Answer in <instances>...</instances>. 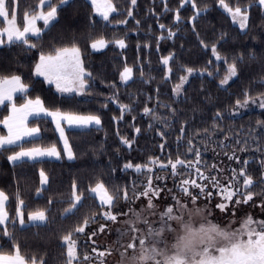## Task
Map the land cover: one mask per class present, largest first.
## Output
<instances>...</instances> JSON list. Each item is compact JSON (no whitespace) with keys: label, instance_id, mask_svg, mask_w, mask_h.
I'll list each match as a JSON object with an SVG mask.
<instances>
[{"label":"trees","instance_id":"obj_1","mask_svg":"<svg viewBox=\"0 0 264 264\" xmlns=\"http://www.w3.org/2000/svg\"><path fill=\"white\" fill-rule=\"evenodd\" d=\"M53 3L59 4V0H53ZM112 3L118 9L109 17L112 23L94 15L88 0H72L70 5L58 8V19L54 27L44 29L38 48L26 51L24 46L0 47V74L21 75L24 83L29 85V98L39 96L50 109L60 108L81 115L96 114L101 118V125L97 128L65 132L76 156L73 160L64 157L57 133L46 118L30 120V127L40 128V136L34 142H22L23 147L45 148L55 144L61 152L60 159L27 162L16 167L7 160L11 152L0 155V190L10 197V218L15 215L14 194L17 191L25 201V221L29 213L45 211L43 224L20 227L17 222L14 227H9L15 244L29 264L32 258L36 264H66L67 246L62 237L69 233L73 238L77 237L74 230L83 224L85 218H89L87 229L101 222L100 218L93 222L104 210L96 199H85L78 210L64 214V210L70 207L68 201L74 182L77 192L84 190L85 196H88L90 187L103 182L110 194L119 193L114 205L119 203L124 190L129 197L140 188V175L133 169H124L126 163L144 165L150 158H158L166 164L168 159L174 162L178 155L185 158L188 145L183 140L177 141L182 125L185 137H193V145L200 152L205 151L201 154L202 163L209 167V171L212 165H216L217 171H212V175L217 176L223 165L226 176L230 177L229 169L239 170L243 161L248 160L247 172L253 178L252 191L256 193L253 197L264 196L260 194L264 185L255 186L264 175L259 164L264 160V108L234 114L238 109L236 101L243 103L245 93L254 100L264 94V8L257 0H225L229 7L247 9L248 25L241 31L221 9L219 0H195L198 8L207 6V11H202L194 21L190 18L195 9L191 3L181 7V0H166L167 7L173 10L167 12L164 11L165 0H137L132 8L133 17L126 14L131 7L130 0H112ZM12 6L19 27H22L21 20L26 12L48 10L46 5L39 7V0H14ZM178 8L182 17L179 22L174 20V10ZM125 19L127 24L117 23ZM159 24L166 28L160 29ZM167 29L176 35L158 41L161 34L167 36ZM101 37L108 41L124 38L127 47L120 49L109 43L101 51H92V41ZM30 39L36 42L37 38ZM73 43L81 49L85 69L92 73L91 87L82 96L59 95L52 86L33 75L34 64L41 50L48 53L54 48L71 47ZM214 44L220 55L219 61L215 60L211 50ZM170 54H174V60L169 63V73L161 58ZM240 56L242 62L234 61ZM233 62L237 75L223 88L220 82L227 76ZM125 65L133 68V76L122 84L119 74ZM187 68L193 69L195 74L176 97L173 89L186 75ZM109 97L115 99L109 101ZM16 102L19 106L23 100L18 98ZM119 104L131 105L132 110L126 112L122 120H114L121 115ZM145 106L153 109L161 121L146 116L143 112ZM218 112L221 115L216 118ZM7 114V108L0 107V120ZM164 119H167L168 126L162 122ZM135 128L141 130L139 134ZM161 131L166 133L163 138L159 135ZM3 133L0 125V134ZM121 136L134 139L131 148L121 143ZM245 142L247 150L239 151L245 147ZM233 149L240 164L230 161L224 154H231ZM15 151L20 148L16 147ZM187 158L194 160L191 154ZM41 169L49 177V184L45 187H40ZM240 180L242 183V178ZM37 189H41L39 195ZM177 189L174 186L173 190ZM50 200L54 203L49 204ZM86 236L85 233L77 238L80 258L86 249ZM0 251L14 254L13 241L0 237Z\"/></svg>","mask_w":264,"mask_h":264},{"label":"snow or ice","instance_id":"obj_2","mask_svg":"<svg viewBox=\"0 0 264 264\" xmlns=\"http://www.w3.org/2000/svg\"><path fill=\"white\" fill-rule=\"evenodd\" d=\"M72 0H59V4H54L53 0H39V5L43 8L45 5L48 10L45 12L43 10L33 11L31 13L26 12L24 15L25 25L21 29L17 26V17L15 13L14 0H0V23L6 22V27L0 28V46H24L25 50L36 49L39 46V40L42 36L44 29L49 27H54V22L58 19V8L61 6H68ZM259 6L264 7V0H257ZM92 6L96 13H98L102 19L107 23H112L109 19L110 14L117 12L118 9L112 3V0H103V3L100 0H91ZM137 0H130L131 7L127 9V17H133L132 8L135 7ZM186 3H191L193 9H195L194 15L190 18L195 20L202 11H207V6L204 9L197 7L195 0H181V7ZM219 4L223 9L231 15V18L234 23L239 24V28L244 30L248 25V12L247 9L242 10L241 7L236 6L235 8L229 7L225 3V0H219ZM164 11H173L167 7L165 0ZM174 20L179 22L182 17L179 14V8L174 10ZM37 21L43 22V28L37 26ZM119 24H127V19L117 21ZM140 22L137 21V24ZM160 29H165L164 24H159ZM176 35L171 29H167V36L161 34L158 37L160 39H171ZM30 37H36V42H32ZM223 39V34L221 36ZM109 43L115 44L120 49L127 47L126 41L124 38L114 39L112 41L105 40L103 37L95 39L92 41L90 47L94 51H100L106 48ZM203 43V42H202ZM147 47V45H145ZM212 52L220 59V55L217 52L216 45L212 46ZM254 58V57H250ZM174 60V54H170L167 57H162V64L168 68V72H171V68L168 67L170 61ZM243 61V57H236L234 61ZM225 62H227L225 60ZM187 73L191 74L193 69L187 68ZM229 74L230 76L237 75L236 63L233 62L229 65ZM33 75L37 77H43L48 84H54L56 91L63 94L75 93L77 95L87 94V89L91 87L90 81L93 79L92 73L88 72L84 65L83 59L81 56V49L73 43L71 47H58L53 50L45 53L43 50L40 51L38 61L34 64ZM120 80L123 83H127L132 79L133 68L125 65L123 71L120 72ZM143 75V73H142ZM187 81L186 76L180 78V83L176 84L173 91L176 95H180L183 90V84ZM228 78L221 80V85L227 84ZM29 85L24 83L22 76L19 74L11 75H2L0 74V107L7 108L8 115L4 116L0 120V125L6 129V134H0V155H3L5 152H11L7 156V160L13 164V166L19 167L27 163L28 161H39L44 157L49 158H61V152L57 150L55 144L51 147H32L25 149L23 147L24 141L34 142L35 138L39 136L40 128L39 127H30L29 118H34V120H39L42 118H51V122L55 124L54 131L59 133L60 139L63 141V152L66 154L67 159L73 160L76 158L72 147L69 145V141L65 136V128L62 126L66 124L69 128H81L87 129L92 125L99 127L101 125V118L96 114L81 115L76 112L63 111L60 108L50 109L45 106L44 101L36 96L35 98H29ZM245 100L241 103L240 100L236 101L237 106L247 107L249 100L251 99L253 103L256 100L252 99L245 93ZM22 99L23 103L19 106L17 105V99ZM115 97H109L108 100L112 101ZM107 107V104L104 105ZM167 107V105H165ZM259 107L264 108V94H261L259 98ZM119 109L121 115L119 117H114L113 119L122 120L126 112L132 110L131 105L119 104ZM143 112L146 116H150L152 120L161 121V117L156 115L153 109L145 106ZM174 114V110H173ZM220 113H216V118L220 117ZM165 126H168L167 119L162 121ZM261 123V122H258ZM152 127V125H149ZM213 127H216L214 124ZM139 128H135L137 134L140 133ZM204 133L207 134L208 130L205 129ZM199 135V133H196ZM159 135L163 138L166 133L161 131ZM225 139H228L225 137ZM185 141L188 145L185 153V158H180L177 156V159L173 162L171 159H168L167 163H162L158 158H150L147 164L144 165H133L131 163H126L123 167L124 169H134L136 173H143L145 170L148 173L153 171L152 165H158L159 168L163 171L168 167L171 168V175L173 177L183 176L184 172L190 177L193 173L201 181L209 182L213 187L219 190V193L223 196V199L226 201H232L233 197L239 196L241 199L235 201L236 204L248 203V201L253 200V196L256 194L252 191L254 187V181L250 174L247 172V166L249 164L248 160L243 161V165L239 170L235 168L229 169L232 175L224 176L223 180L226 182L222 183L220 177L214 176L211 174L212 171H217L216 165L211 166V170L208 171V174H205L204 169H208L206 164L202 165L201 162V152L193 145V137H185V128L182 125L180 128V135L177 137V141ZM120 141L123 145L131 148L134 143L133 140H129L126 137L121 136ZM239 143V141H237ZM247 142H245V147H241L239 151L243 152L247 150ZM19 147L20 151H15V148ZM161 149L164 148V145H160ZM257 151H260L258 148ZM188 154H191L194 157L193 159H188ZM228 156V159L235 160L237 164H240V158L236 154V150L233 149L231 154L228 152L224 153ZM259 164L262 169H264V160H260ZM181 170H184L182 172ZM223 171V170H220ZM40 184L47 185L49 184V177L46 175L45 171L41 169L40 173ZM240 178H242V183ZM156 179H163L161 176H157ZM264 185V175H262L256 187ZM208 184L197 183V179L191 178H181L177 187L181 192L188 195L193 204H195L198 195L206 194L211 196V193H205V189ZM190 188H198L200 193L193 195L190 192ZM41 189H37V194H40ZM160 189L153 188L152 186V176H147V185L142 192L139 193L140 196L149 197L148 208H153L151 202L152 196H158ZM261 195H264V189H262ZM123 197L128 199V192L124 190ZM100 201V206L108 205L109 208L114 206V201L119 198V193L110 194L103 182H97L94 187H90L88 190V196H85L84 190L77 192V185L74 182L72 185L71 197L68 201L70 207L64 210V214L73 213L75 210H78L79 207L83 206V201L85 199H96ZM138 198V197H137ZM177 201V204L180 205L179 200L176 197H173ZM10 197L5 191L0 190V226H5L0 228V237H8L13 241L15 246L14 254H5L0 251V264H28L25 256L20 252L18 244H15V237L13 232L9 231V227H14L18 222L20 226H25L26 221L24 219V207L25 201L21 198V194L17 191L14 194V200L16 203L15 215L10 218L8 208ZM54 203L49 201V204ZM183 209V205H180ZM217 208L222 211L227 207L225 203H219L216 205ZM174 208L168 207L165 213H162L160 219L163 223V226L159 228L148 227L147 232L140 237H132L133 241L139 239V245L144 246L148 245L150 250L153 253H159L161 249L167 247L163 244L162 234L165 232V229L169 227L168 221H181L183 220L179 215H173ZM201 209H195L194 212H189L188 215L192 216L197 213H201ZM137 219H139V213H134ZM103 217L106 220L117 221V215H114L111 211H105ZM28 222H45L46 216L45 211H34L28 214ZM127 224L131 225L134 223L133 220H128ZM147 223V221H146ZM89 224V218H85L83 224L75 228V233L82 234L85 232V227ZM104 225L100 226V231H104ZM134 231H139L138 229H133ZM185 235L180 237L177 240V243L173 245L174 255L168 257L167 264H264V221L259 222L254 225V222L251 217L244 222L243 227L237 231H232L231 229H222L217 227L215 224L205 227L201 225L199 228H194L191 221L184 222ZM91 235H96L93 232ZM121 236H124L125 233L121 232ZM196 236L200 237H215L216 240H213L211 244L206 247H201L199 251H193L191 256L187 255L188 250L192 246L193 239ZM64 243L67 245V260L66 264H74L78 260L77 257V240L73 238V234L69 233L62 237ZM90 239V237H89ZM217 240L219 242H217ZM135 243H129L125 246L127 248L135 249ZM96 250L93 249V252ZM99 257L105 255L104 252H100ZM121 256H125V253L122 252ZM147 256H141V261L138 264H142V261L146 260ZM85 260L90 259L88 256L84 257ZM135 260V257H133ZM31 264H36L35 258L31 259ZM100 264H103V260L100 261Z\"/></svg>","mask_w":264,"mask_h":264},{"label":"rangeland","instance_id":"obj_3","mask_svg":"<svg viewBox=\"0 0 264 264\" xmlns=\"http://www.w3.org/2000/svg\"><path fill=\"white\" fill-rule=\"evenodd\" d=\"M88 2L92 6L91 0H88ZM100 2L103 3V0H100ZM220 7L229 16L232 23L239 28V24L233 22L231 15L227 13L221 5ZM93 12L94 15L102 19V17L95 12L94 8H93ZM0 20H2V18H0ZM21 22H22L21 24L22 27L20 28L22 29L25 25L24 17L21 20ZM6 26H7L6 22H4L1 23L0 28ZM37 26L38 27L43 26V22L37 21ZM213 56L216 61H219V59H217V57L214 54ZM194 74H195L194 72H192L191 74L186 73L185 76L187 77V81ZM226 77L228 78V82H227L228 84L230 81H232V79L235 76L234 77L230 76L228 70V74ZM186 82L183 84V86L186 84ZM121 83L125 84L123 82ZM227 84L221 85L220 83V86L225 88ZM175 96L177 97L178 95L175 94ZM254 108H261L259 107V99L256 100L255 103H253L252 100L249 101L247 107L238 106V109L234 114L238 115L239 113H243L245 111H249ZM204 153L205 151H201V154ZM64 157L67 159L66 154ZM203 164L204 163H202V165ZM151 167L153 169L151 173H148L146 170L143 173H138L141 178L139 184L140 188L136 189L133 195L129 196L128 199H125L123 197L119 203L115 204L111 208H109L108 205H104L103 206L104 210L101 212L99 217L95 218V221H93L96 222V220L100 218L99 220L101 222L97 223L96 226L92 227L91 229H87L85 227V232L82 234H78V236H83L86 233L87 235L85 237L86 249L85 252L82 254V257L80 258L78 245H77L76 251H77L78 260L74 262V264H100L101 260H103V264H138L142 255L148 257L146 260H144V262L146 263H142V264H153L154 259H159L164 264H167L168 262L167 258L175 254L173 245L177 243V240L180 237L185 235L184 222L191 221L194 228H199L201 225L207 227L212 224H215L217 227H220L222 229H231L232 231H237L243 227V224L248 219V217L252 218L254 225L258 224L261 221H264V196L253 197V200H251L252 203L248 201V203L236 204L235 201L237 199H241V197L239 196L233 197L232 201L224 200L223 196L219 193V190L217 188L213 187L207 181L199 180L194 173L189 177L187 173L184 172V170H181L182 172H184L183 176L173 177L171 175L170 167L166 169L169 171L168 173L161 172L160 171L161 169L159 168L158 165H152ZM202 169H201L202 171H205V174H208L209 167L207 170L204 169L203 167ZM220 170L223 171H220L217 176L220 177L222 183H225L223 177L226 176V168L223 165H221ZM148 175L152 176L153 188L160 189V193L158 196L151 197V202L153 204V208L151 209L148 208L149 197H144L139 195V193L142 192L147 185ZM157 176H161L163 177V179H156ZM181 178L197 179V183L208 184V186L205 189V193H208L209 191L211 193V196H207L206 194H200L198 195L195 204H193L190 197L184 194L183 192H181L177 187ZM174 186L178 188L176 191L173 190ZM40 187H45V185L42 186L40 184ZM177 191H179V193ZM192 191H194V193H192ZM190 192L193 195H197L200 193V190L198 188H190ZM173 197H176L179 200L180 205H183V209H181L180 205L177 204V201L174 200ZM96 201L100 205V201L98 198H96ZM219 203H225L227 207L222 211L221 209L216 207V205ZM168 207H173L174 208L173 215L174 216L179 215L183 220L177 222L175 220L167 222L169 227L166 228L165 232L162 234L163 244L161 245V248H163L164 245H167L166 248L161 249L159 253H153L148 245L140 246L138 244L139 239H136L134 242L136 245L135 249L133 248L125 249V246L133 241L132 237L142 236L144 233L147 232L148 227L159 228L163 226L160 217L162 213L166 212ZM197 208L201 209L202 212L192 216L188 215L189 212H194L195 209ZM105 211H111L114 215H117V221L113 222L110 220H106L103 217V213ZM134 213H139V219L136 218ZM130 219L134 221V223L131 225L126 223ZM43 223L41 222L33 223V222H28L26 220L25 226L33 225V224H43ZM101 225L105 226L103 232L99 230ZM133 229H138L139 231H134ZM93 232H95L96 235H91ZM121 232L125 233V235L121 236L120 235ZM78 236L75 237L74 239L77 240ZM213 240H216V238L215 237L210 238L207 236L205 237L196 236L193 239L192 246L188 250L187 255L191 256L193 251H199L202 246L203 247L208 246L213 242ZM217 242L219 241L217 240ZM93 249H95L96 251L93 252ZM123 251L125 253V256L122 257L121 253ZM100 252H104L105 255L103 257H99L98 254ZM85 256H88L90 259L85 260L84 259ZM133 257H135V260H133Z\"/></svg>","mask_w":264,"mask_h":264},{"label":"crops","instance_id":"obj_4","mask_svg":"<svg viewBox=\"0 0 264 264\" xmlns=\"http://www.w3.org/2000/svg\"><path fill=\"white\" fill-rule=\"evenodd\" d=\"M1 47V46H0ZM37 77V76H36ZM38 78H40V79H42L46 84H48L45 80H44V78L43 77H38ZM48 85H50V86H52L53 88H54V90L56 91V87H55V85L54 84H48ZM57 92V91H56ZM58 93V92H57ZM59 95H62L61 93H58ZM64 96H70V95H76V96H82V95H77V94H75V93H71V94H63ZM8 115V114H7ZM32 119H34V118H29V120H32ZM46 119H48L49 121H51V118L50 117H47ZM52 123V122H51ZM52 125H53V128L55 129V124L54 123H52ZM64 128H65V132L67 131V130H87V129H89V128H97V126H95V125H92V126H90L89 128H87V129H81V128H69L66 124H63L62 125ZM1 127H2V129H3V131H4V133L3 134H6V129L3 127V125H1ZM57 133V136H58V139H59V142H60V146H61V149H62V151H63V141L60 139V137H59V133L58 132H56ZM39 136H40V133H39ZM39 136L37 137V138H39ZM66 136V135H65ZM37 138H35V139H37ZM63 154H64V152H63ZM64 156H65V154H64ZM45 160H57L56 158H49V157H44V158H42L41 160H39V161H45ZM69 160V159H68ZM28 162H35V161H28ZM10 163V162H9ZM11 164V163H10ZM11 165H13V164H11ZM3 226H0V228H2Z\"/></svg>","mask_w":264,"mask_h":264},{"label":"flooded vegetation","instance_id":"obj_5","mask_svg":"<svg viewBox=\"0 0 264 264\" xmlns=\"http://www.w3.org/2000/svg\"><path fill=\"white\" fill-rule=\"evenodd\" d=\"M135 241H132V242H130V243H134ZM138 244H139V240H138ZM132 249V248H131ZM124 252V251H123ZM168 259V258H167ZM141 261V258H140V260H139V262ZM149 261V260H148ZM147 261V262H148ZM142 263H146V262H144V261H142ZM153 264H164L162 261H160L159 259H154L153 260Z\"/></svg>","mask_w":264,"mask_h":264}]
</instances>
